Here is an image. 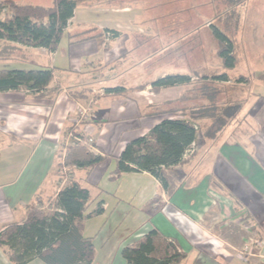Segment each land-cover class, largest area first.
I'll return each instance as SVG.
<instances>
[{
	"label": "crops",
	"instance_id": "obj_1",
	"mask_svg": "<svg viewBox=\"0 0 264 264\" xmlns=\"http://www.w3.org/2000/svg\"><path fill=\"white\" fill-rule=\"evenodd\" d=\"M80 5L56 51L16 45L23 52L32 51L29 56L0 59V68L50 67L54 75L44 97L25 91L0 93V231L9 223L24 221L27 206L35 204L38 196L56 198L65 186L52 177V170L71 127L72 112L80 105L69 91H84L92 110L79 129L94 140L105 160L90 172L75 168L74 180L82 186L83 181L91 185L105 181L99 195H112L117 206L137 201L143 208L142 215H136L138 223L112 254H103L101 263L96 249L93 264H126L123 248L153 228L186 253L180 264H264V130L244 133L248 140L234 137L218 143L209 131L202 134L201 119L195 118L196 150L185 164L175 167L178 187L171 197L148 172L116 178L107 174L129 140L147 134L164 118L196 117L194 110L177 104L193 99L189 86L200 73L178 72L192 77L191 83L156 91L152 82L167 73L164 65L154 69L153 76L143 69L147 42L154 37L147 34L145 21L134 18L137 9L127 3L101 5L94 18L80 11ZM107 30L118 36L108 38ZM83 37L89 38L79 41ZM115 87L125 92L104 93ZM112 180L115 188L110 191ZM93 196L94 203L100 201ZM103 201L104 212L85 220L84 233L94 241L95 236L86 231L92 220L105 216L108 203ZM245 247L248 250L241 256ZM0 264H14L1 245ZM29 264L44 263L35 259Z\"/></svg>",
	"mask_w": 264,
	"mask_h": 264
},
{
	"label": "trees",
	"instance_id": "obj_2",
	"mask_svg": "<svg viewBox=\"0 0 264 264\" xmlns=\"http://www.w3.org/2000/svg\"><path fill=\"white\" fill-rule=\"evenodd\" d=\"M85 0H53V6L19 3L15 0H0V41L16 48V45L32 48H45L56 51L78 4ZM245 0H238L242 3ZM110 38L118 33L107 30ZM101 35V33H99ZM219 40L218 56L225 68H233L236 57L232 41L220 29L214 27ZM89 37H83L84 41ZM53 69L41 67L0 68V93L25 91L29 96L41 98L53 82ZM203 79L228 81L226 73L208 76ZM189 75L167 74L152 82L157 91L190 84ZM145 85L136 87L141 89ZM125 92L122 87L108 88L105 94ZM73 98L84 96V91L70 92ZM76 98V99H77ZM194 114V113H193ZM198 113L196 112V116ZM196 117L164 118L151 130L140 137L129 140L120 155L114 157L113 178L122 173L148 172L162 185L168 197L178 187L174 169L185 164L187 149L197 143L199 131ZM73 125L70 128L75 136H83ZM68 164L78 169L91 171L95 165L105 160L101 154H93L83 147L69 146ZM27 206L26 218L21 223H9L0 231V245L5 247L14 264H29L35 259L44 264H93L96 253L93 237L86 236L85 220L91 215L104 212V201H98L93 210L89 207L95 202L91 192L74 178L57 194L55 210H45L38 203ZM126 264H180L186 253L175 241L153 228L148 233L126 245L122 250Z\"/></svg>",
	"mask_w": 264,
	"mask_h": 264
},
{
	"label": "rangeland",
	"instance_id": "obj_3",
	"mask_svg": "<svg viewBox=\"0 0 264 264\" xmlns=\"http://www.w3.org/2000/svg\"><path fill=\"white\" fill-rule=\"evenodd\" d=\"M17 1L53 6V0ZM237 1L85 0L79 8L80 11L92 13L96 18L101 5L127 3L134 6L137 9L134 18L145 21L143 25L147 34L154 37L147 42V62L143 69L147 72L150 70L149 76H153L152 72L160 65H164V72L171 75L178 72L189 74L192 70L200 73L195 75V80L189 86L193 99L179 101L177 107H188L197 112L196 118L201 119L202 134L209 131L211 136L216 137L215 141L222 143L233 140L234 137L244 140V133L264 130V0ZM141 13H146L144 18ZM214 27L224 32L233 43L236 57L233 68H225L218 56L220 43L214 34ZM30 51L32 49L23 52L0 41V59L24 54L29 56ZM161 57L164 58L160 61ZM202 73L210 76L226 73L228 81L211 79L207 82L201 77ZM77 100L90 117L91 102L85 96H79ZM77 109L72 112L69 124L71 127L67 129L65 142L60 146L57 162L52 170V177L58 182L64 181L65 185L74 178L75 170L74 166L68 164L69 146L79 145L93 154H100L94 140L79 129L87 119ZM73 125L82 133L81 141H77L74 138L76 135L71 133ZM112 170L111 166L107 174H111ZM110 182V188H105L112 191L115 180ZM104 184L105 181L99 185L83 181V185L90 189L92 198L96 197L93 196L95 194L99 196V200L104 199L108 203L105 216L92 220L86 231L88 235L95 236L97 260L100 263L104 260L103 254L110 255L114 252L122 238L129 234L130 228L138 223L139 218L136 217L143 212L137 201L121 202L117 206L112 195H99ZM55 201L56 198L51 196L38 203L43 209L52 211L56 208ZM93 204L89 207L90 212L94 208Z\"/></svg>",
	"mask_w": 264,
	"mask_h": 264
},
{
	"label": "built area",
	"instance_id": "obj_4",
	"mask_svg": "<svg viewBox=\"0 0 264 264\" xmlns=\"http://www.w3.org/2000/svg\"><path fill=\"white\" fill-rule=\"evenodd\" d=\"M106 36L107 37H110V34L109 33H106ZM78 111L81 113V115L84 117H86V119L88 120L89 119V113L86 112L85 109L82 108L81 105H79V108H78ZM77 141H81L82 137L81 136H75L74 137ZM195 150H196V143H193L186 151V154L184 156V159H188L190 158L194 153H195ZM248 250V247H245V249L243 251L240 252V255L243 256L244 255V251L246 252Z\"/></svg>",
	"mask_w": 264,
	"mask_h": 264
}]
</instances>
